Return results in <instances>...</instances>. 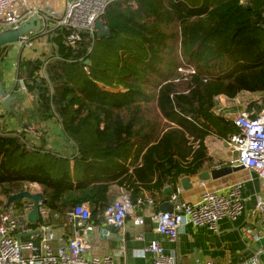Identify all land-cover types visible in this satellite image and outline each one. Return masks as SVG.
<instances>
[{
	"label": "trees",
	"instance_id": "trees-1",
	"mask_svg": "<svg viewBox=\"0 0 264 264\" xmlns=\"http://www.w3.org/2000/svg\"><path fill=\"white\" fill-rule=\"evenodd\" d=\"M101 20L105 39L120 40L101 70L90 60L89 34L74 49L63 44L62 31L49 39L56 47L45 66L52 94L48 100L40 94V105L53 109L75 144L73 168L65 157L0 134V212L8 197L36 184L43 206L64 217L83 205L66 196L88 190L95 218L109 205L102 193L109 183L125 187L135 203L139 187L161 192L180 177L197 176L212 161L205 139L235 132L214 114L218 97L264 94V0H121ZM43 65L19 63L16 79L46 93L44 80H36ZM181 67L194 73L181 75Z\"/></svg>",
	"mask_w": 264,
	"mask_h": 264
},
{
	"label": "built area",
	"instance_id": "built-area-1",
	"mask_svg": "<svg viewBox=\"0 0 264 264\" xmlns=\"http://www.w3.org/2000/svg\"><path fill=\"white\" fill-rule=\"evenodd\" d=\"M121 0H0V32L4 30L18 29L22 24L32 20L34 16L40 21L38 32H29L18 41L20 47L31 48L32 39L40 36L52 37L54 33L62 31L63 44L67 48L74 49L81 41V34L87 33L92 38L97 33L96 23L101 20L106 8ZM56 36V35H55ZM44 61L38 79L46 82L47 97L50 98L52 89L47 82ZM84 70L88 73L87 68ZM186 74H192V68L184 69ZM178 71H182L179 68ZM16 85L21 92L27 88L22 79H16ZM250 94L241 92L240 94ZM237 98V97H236ZM230 102L229 107L243 105L244 109L231 114L235 132L222 141L225 144L228 157L227 166L243 167L244 170L253 172L260 182V191L255 195L254 207L250 212L253 227L242 226L241 233L253 242L255 239L264 241V96H256L252 101L239 102L237 99ZM3 99L0 97V103ZM232 103V104H231ZM252 103L249 111L247 106ZM221 110L214 111L220 115ZM235 155V157H234ZM204 186L205 182H199ZM241 182L228 186L225 192L216 190H203L198 198L186 203L180 200L183 192L181 185H176L168 195V203L172 206L171 212L158 211L150 217L155 224V232L165 237L169 242H176L178 234L186 225L193 227H206L217 232L218 223L226 220L230 223L237 221L244 213V201L241 197ZM25 191H30L27 188ZM135 205L152 206L153 198L146 200L138 198ZM32 208L31 202L23 203L21 212L15 214L13 205L4 208L0 212V264H113L110 257L91 256L89 233L96 229L89 223L90 210L85 205H75L67 213L69 222H77L80 230L64 246L54 248L55 236L44 224L30 227L27 215ZM133 212V203L130 195H121L108 205L103 213L104 223L116 229L125 226L127 217ZM38 215L40 219H47L49 211L39 203ZM38 220V221H39ZM133 224L141 226L143 219L133 218ZM139 242H144L142 235L137 236ZM39 243V249L35 243ZM23 250L31 253L24 258ZM39 251L36 253V251ZM122 253V250L118 252ZM143 256H149L143 264H179L178 256L173 253H165L163 247L156 240H151L142 248ZM264 248L257 250L254 255L242 264H264ZM190 264H214L212 260H195Z\"/></svg>",
	"mask_w": 264,
	"mask_h": 264
},
{
	"label": "crops",
	"instance_id": "crops-1",
	"mask_svg": "<svg viewBox=\"0 0 264 264\" xmlns=\"http://www.w3.org/2000/svg\"><path fill=\"white\" fill-rule=\"evenodd\" d=\"M55 35L56 33L52 37H55ZM52 37H47L48 41ZM52 46V52L48 57H37L34 59L46 61V58L56 57V47L53 44ZM26 60H33V58L20 59L18 64ZM15 83L9 89H6V92L11 97H14L9 108L5 109L4 102L0 103V134L20 138L29 149L43 150L65 157L69 160L72 169L77 156L75 144L64 134L60 119L53 112V109L50 108L47 112H43V109H41V95L47 100L49 99L47 97V90L46 93L45 91L38 93L33 88L31 90L27 89L26 92H21L18 85L15 86ZM231 101L227 100L224 96L218 97L217 109L215 111L220 109V116L223 119L228 120L227 117L234 108L244 109L243 105L229 107ZM210 137L205 139V146L208 151V142L210 143V141L207 139ZM208 156L212 161L211 164L204 165L203 171L227 166L226 158L229 156L228 154L220 162L216 159V156H212L209 152ZM184 177H180L174 186L166 185L165 188L171 187L173 191L176 185H180V180ZM190 178L194 182L193 188L183 191L180 196V200L186 203L195 201L205 189L225 192L228 186L241 182V197L244 201L243 215L233 223L226 220L220 221L217 232H213L206 227L186 225L178 234L176 242L172 243L155 232V226L150 219L153 213L160 211L159 207L161 204L168 201L169 194H164L163 191H151L139 187V194L136 199L142 198L146 200L153 198L154 204L152 206L145 204L138 206L133 203L132 215L127 217L125 226L118 229L117 234L110 232L106 236L105 241L100 240L98 237L99 228L107 226L104 223L103 215L90 218L89 223L96 229L92 232L94 235L92 237L89 236L90 251L88 252V258L94 255L98 257L106 255L111 258L113 264H143L148 261L149 256H143L142 248L151 240L158 241L165 253H175L178 256L179 264H190L195 260H212L214 264H242L251 258L259 248L256 249L253 242L242 236L240 228L242 226L253 225V221H251L252 219L249 215L254 207L255 195L260 191V182L257 176L253 172L243 170L216 181H207L204 186H200V183L196 181V176ZM28 187L27 189L32 193H42L40 187L36 184H31ZM86 191L88 190H73L66 196L65 200L70 204L77 201L82 202L91 211L93 207L86 201L88 195ZM102 193L108 199V204H111L121 195H126L130 192L116 181L109 183L106 192ZM29 202V200H25L24 203ZM70 208H68V211ZM134 217L142 218L143 224L141 226L134 225ZM41 220L44 225L50 227L55 236L54 248L64 246L67 240L72 238L81 228L77 222H69L62 214L49 213L47 219ZM139 235L143 236L144 242L137 240V236ZM243 238L248 241L245 242ZM121 250L122 253L119 254L118 252Z\"/></svg>",
	"mask_w": 264,
	"mask_h": 264
},
{
	"label": "rangeland",
	"instance_id": "rangeland-1",
	"mask_svg": "<svg viewBox=\"0 0 264 264\" xmlns=\"http://www.w3.org/2000/svg\"><path fill=\"white\" fill-rule=\"evenodd\" d=\"M61 2V0H59ZM92 46V54L90 57V60L92 61V64H96V66L101 70V68L104 66V61L105 60H109L110 58H112V56L115 57V55L119 52L120 49V40L117 39H113V40H107L105 39V37H100L98 35H95V37H93V42L91 44ZM53 46L52 44L48 41L47 36H40L39 38L36 39H32V46L31 48H27V47H20L18 43H12V44H8L4 47L0 48V69L2 72V82L4 84V88L5 91L6 89H9V87L15 83L16 80V72H17V66H18V62L20 59L24 60V58L26 59H32L34 60V58H41V57H48L51 52H52ZM178 56L181 58V54L182 51H180V48L178 47V52H177ZM44 59V58H43ZM48 58H46V61ZM45 61V60H44ZM182 71H178L177 72L181 75H186V71L184 69H186L187 67H181ZM75 69H78L75 67ZM91 69V68H90ZM84 75L83 73L80 75V77L78 78L79 81H82L84 79ZM45 80H44V84H45ZM16 86V83H15ZM8 93V92H7ZM256 96H264V94L261 93H250V94H239L237 96V100L239 102H243V101H252L255 99ZM243 109H233L231 110L232 112L229 113L228 117L231 114H235V113H239L240 111H242ZM232 133H228L225 136V139L231 135ZM207 140L210 141V143L208 142L209 145V153L212 156H216V159L220 162L221 159L224 160L225 156L227 153L226 151V147L224 142L220 139L217 138V136L214 134L212 135L210 138H208ZM235 157V155H234ZM29 188V187H28ZM25 202V200L22 201H14L12 203L13 208H14V212L15 214H19L21 212V206L23 205V203ZM250 216V215H249ZM251 218V216H250ZM248 228H252L253 225L251 226H246ZM242 236L245 235L243 233H241ZM243 238V240L245 242H247L248 240H245ZM254 247L257 249H261L264 248V241L263 240H258L255 239L253 241ZM255 249V250H256ZM31 253L30 250H23L22 251V255L24 258H27V256Z\"/></svg>",
	"mask_w": 264,
	"mask_h": 264
},
{
	"label": "water",
	"instance_id": "water-1",
	"mask_svg": "<svg viewBox=\"0 0 264 264\" xmlns=\"http://www.w3.org/2000/svg\"><path fill=\"white\" fill-rule=\"evenodd\" d=\"M97 28V35L100 37H104L106 35V28L104 27L103 21L99 20L96 23ZM40 30V21L34 16L32 20L28 21L27 23L22 24L18 29L15 30H4L0 32V48L4 47L8 44L18 43L19 39L24 35H27L29 32H38ZM88 64V61L85 62ZM0 97L3 99L4 108L8 109L10 103L14 100V97H11L4 88V84L0 79ZM252 103H250L246 111H249L252 107ZM243 167H232V166H222V167H215L209 170H204L196 176L197 182H207V181H216L221 178L227 177L233 173H237L243 171ZM194 182L191 180L190 177H184L180 180V185L183 191H188L193 188ZM172 192L171 187H167L163 190L164 194H170ZM22 200H29L32 204V208L27 215V220L30 224H37L39 220L38 215V207L39 203L44 205L46 199L43 193H32L31 191H23L17 194H13L8 197L5 207L8 208L14 201H22ZM159 210L163 213H169L172 210V206L168 202H164L159 207ZM155 226V224H154ZM156 227V226H155ZM117 234L118 229L112 226L100 227L98 230V237L100 240L105 241L106 236L109 233ZM93 233H89V236H93ZM35 247L39 249V243H35ZM39 251L37 250L36 253Z\"/></svg>",
	"mask_w": 264,
	"mask_h": 264
}]
</instances>
